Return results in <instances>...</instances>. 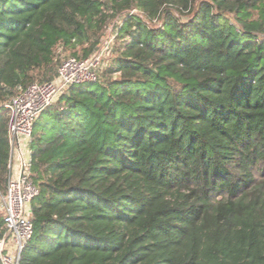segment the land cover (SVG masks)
Wrapping results in <instances>:
<instances>
[{"label": "trees", "instance_id": "obj_1", "mask_svg": "<svg viewBox=\"0 0 264 264\" xmlns=\"http://www.w3.org/2000/svg\"><path fill=\"white\" fill-rule=\"evenodd\" d=\"M109 27L34 122L19 264H264V0H0V199L4 103Z\"/></svg>", "mask_w": 264, "mask_h": 264}, {"label": "built area", "instance_id": "obj_2", "mask_svg": "<svg viewBox=\"0 0 264 264\" xmlns=\"http://www.w3.org/2000/svg\"><path fill=\"white\" fill-rule=\"evenodd\" d=\"M112 38L85 58L68 57L60 64L56 77L33 82L4 103L8 112L9 174L1 196L4 236H0V264H19L20 253L31 238L33 226L30 205L38 187L30 175V149L33 125L70 86L95 82L102 58L110 50Z\"/></svg>", "mask_w": 264, "mask_h": 264}, {"label": "rangeland", "instance_id": "obj_3", "mask_svg": "<svg viewBox=\"0 0 264 264\" xmlns=\"http://www.w3.org/2000/svg\"><path fill=\"white\" fill-rule=\"evenodd\" d=\"M114 34H115V30H114V28H112V27H109L108 28V30L106 31V34H105V36H104V38H103V44L102 45H105V43L107 42V41H109L111 38H112V42H113V39H114ZM112 42H111V44H112ZM111 50H109L107 53H105L104 54V56H103V58H102V64H101V67H100V71H103L109 64H110V62H111V58H112V54H111V52H110ZM44 112V111H43ZM42 112V113H43ZM41 113V114H42ZM40 114V115H41ZM39 115V116H40ZM38 116V117H39ZM1 206H2V203H1V199H0V211H2L1 210Z\"/></svg>", "mask_w": 264, "mask_h": 264}]
</instances>
